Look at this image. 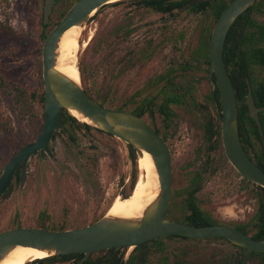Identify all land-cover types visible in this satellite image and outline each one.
Here are the masks:
<instances>
[{"label": "rangeland", "instance_id": "obj_1", "mask_svg": "<svg viewBox=\"0 0 264 264\" xmlns=\"http://www.w3.org/2000/svg\"><path fill=\"white\" fill-rule=\"evenodd\" d=\"M56 1L47 35L62 13L77 2ZM43 9L44 0H0V175L12 157L43 132L44 122L24 111L19 100L20 90L30 93L38 87L44 89L45 42L39 40ZM209 15L187 11L165 26L162 14L144 5H109L82 26L81 46L88 45L76 53L81 85L94 98L108 96L116 105H122L134 90L165 72L166 54L171 48L166 52L160 48L162 30L177 31L173 35L181 31L193 49L195 37L200 40L211 25ZM150 42L151 47L158 46L144 58ZM206 76L208 71L202 67L198 77L204 80L195 89L199 103L207 102L215 86L205 80ZM65 127L69 128L68 134L60 133L54 142V161L44 153L33 157L25 186L20 188L16 183L12 196L0 199L1 233L20 226L78 229L107 215L116 197L132 194V186L137 185L141 175L138 154L135 152L133 161L126 143L92 126L90 130L70 123ZM194 147L196 141L183 140L171 148L176 187L184 185V167L192 162ZM204 197L220 221L254 220L257 191L237 175L231 164L215 176ZM177 217L175 212L169 218ZM207 241L198 240L205 243L197 244L164 239L151 246V260L155 264H192L197 259L206 260L212 249H224L222 242ZM195 252L202 256H195Z\"/></svg>", "mask_w": 264, "mask_h": 264}, {"label": "water", "instance_id": "obj_2", "mask_svg": "<svg viewBox=\"0 0 264 264\" xmlns=\"http://www.w3.org/2000/svg\"><path fill=\"white\" fill-rule=\"evenodd\" d=\"M149 0H78L61 22L48 35L43 51V81L45 89L44 127L38 139L23 147L8 162L0 175V197L10 186L5 200L14 190V177L21 166L20 182L27 181V165L32 156L43 150L52 159L53 137L64 130L63 112L77 120L82 127L92 126L122 140L132 147L139 157L149 153L158 174L159 190L149 201L144 211L137 216L107 214L97 222L81 228L53 231L43 228H17L0 233V264L18 248H32L45 252L49 257L83 254L88 259L93 254L107 249H131L147 242L170 235L190 239L225 238L247 249L246 263L253 252H264V240H254L243 232L228 226L193 227L165 219L173 180V162L167 142L141 117L123 110L105 107L92 99L78 83L58 69L59 49L64 34L74 26H83L100 9L124 2ZM178 1V0H174ZM195 1L175 13V17L196 6ZM255 0H235L222 13L213 30L210 58V75L215 76L222 102V135L227 158L233 167L248 181L264 189V172L251 160L243 148L239 135L238 104L231 77L224 61V48L228 32ZM56 0H44L43 20L48 25ZM249 115L259 128L264 140L260 113L249 86L245 101ZM79 115L82 120L74 114ZM142 255L139 258L141 262ZM43 259H40L42 262Z\"/></svg>", "mask_w": 264, "mask_h": 264}, {"label": "flooded vegetation", "instance_id": "obj_3", "mask_svg": "<svg viewBox=\"0 0 264 264\" xmlns=\"http://www.w3.org/2000/svg\"><path fill=\"white\" fill-rule=\"evenodd\" d=\"M178 1H182V0H178ZM191 1L194 2L195 1H201V2L227 1V6H226L227 8L235 0H191ZM255 1L256 2L253 6L248 8L241 16H239L236 19V21L233 23V25L231 26L228 32L225 42V48H224V61L228 73H229V69L231 70L233 68L246 70V68L249 65L256 68L260 66L258 62L257 64L253 63V55L260 54V58H261L262 53L264 52V0H255ZM150 9L153 10L152 8ZM180 9L174 11L173 13H166V14L157 12L159 14H162L161 17L162 24L166 26L167 23L169 22L174 23L176 19L181 14L184 13L183 12L179 16L172 19L175 13L178 12ZM190 9L187 11L190 12ZM61 20L58 22V24L61 22ZM213 30L210 33L211 34L210 39L208 37L209 32L207 30L203 31V35L200 40H199V36L195 37V47L192 49L190 48L191 45L188 44L185 35L181 31L178 34L173 35V33L177 31L163 29L162 34L164 36V39L162 40V44L160 45V48L164 52H166V49H168L169 47L171 48V51H169L166 54V62L164 63L165 72L162 73L159 77H157L155 81L152 82L148 80L147 83L144 84L142 88L138 90H134L130 94L128 101H126L122 105H116V101L114 99L109 98L108 96L94 98L92 94H90L86 89L84 90L89 96L91 95L93 98L91 96L90 97L95 101H97V99H102L103 97L111 100L112 107L109 108L129 111L143 118L167 142L171 151V155H172L171 148L173 147V144L176 145V142H182L183 140H187V141L194 140V142L196 141V147H194L192 162L187 163L184 167L185 169L183 171V178H184L183 186L181 187L175 186L174 171H173L171 197L168 208L165 212V219L193 227H211L215 225L228 226L243 232L244 234L248 235L254 240L260 241V240H264V238L262 237L257 239L258 237L261 236L260 230L264 220V189L260 186L251 183L245 177H243L233 167V165L230 163L226 155V150L224 147L223 135H222V123H223L222 106L221 108H219L218 103L216 102V96L213 93L215 92L216 87H218V84L215 76L210 75V71H211L210 47H211ZM151 44H152L151 42L148 43L147 45V47L149 48L147 50L148 54L145 53L144 58H147L150 55H152L155 48L158 46L156 45L154 47H151ZM202 67H205L208 71V76L204 77L205 80L208 81L211 85L213 84L215 85L213 86L211 92L208 93L206 100L207 102L205 103H199L195 95V89L197 84L204 80L198 77L199 71ZM247 82L249 81L247 80ZM208 105L209 106L211 105L213 107V110L208 109L209 107ZM192 119L194 121L191 122ZM62 120H63V114H62ZM63 124H64V120H63ZM65 125L66 124H64V126ZM75 127L82 130L85 129L90 130L92 128L88 126L82 127L80 125L79 127L77 126ZM68 129L69 128L65 127L64 130L54 135L53 137L54 155H55L54 142L57 136L60 133L68 134ZM96 130L100 131L98 129ZM72 139L74 140L73 137ZM131 151L132 150L130 149V154L132 156ZM43 153L46 156H48V154L43 150L42 152L32 156L31 159L33 157L40 156ZM48 158L50 157L48 156ZM50 159L54 161L55 158L54 159L50 158ZM227 163L231 164V166L236 170L237 175L240 176L242 180L252 185V187L257 191L258 206L255 207L254 220L244 219L243 221L240 222L220 221L219 219L216 218L214 211L211 210L210 201L208 199H205L204 197L205 189L213 183L215 176L218 173H220V171L223 169V167L227 165ZM27 169L29 173V163L27 165ZM20 171H21V166L18 168L14 177V190L16 187V183H18L20 188H23L25 186L24 185L23 187H21ZM28 173H27V179H28ZM132 187L134 190L135 188L134 184ZM9 189L10 186L4 191L0 199L1 198L4 199ZM127 197L129 196H124L123 198H127ZM104 200L105 199L103 198L102 201ZM168 212L170 213V215L166 217V214ZM175 212L178 214L177 218L179 219L169 218ZM98 220L88 225L80 226V228L78 229L87 227L97 222ZM19 228H26V227L20 226ZM27 228H31V227H27ZM43 229H48L53 231L68 230L66 228L55 230L54 228H45V227H43ZM164 239H169L175 242L195 241V243L197 244L205 243V242H198V240H208L207 242L219 241L224 244L223 246L224 249H212L211 250L212 252L208 254L206 260L197 259L195 261H192V264H264V252H253L250 256V259L246 263H244L247 249L241 248L225 238L190 239L175 235H170L164 238L153 240L139 247H133L131 249L121 248L119 250H116L113 248V249L102 250L100 252L91 254L88 257V259L85 260L84 262H82L84 259V255L76 254V255H67V256L47 257L44 258L42 262H40V259H35L30 263L33 264H139V258L141 254H143L142 258H144V260L141 259L140 263L155 264L151 260V254H150L151 246L154 244L158 245L159 242ZM195 256L200 257L202 255L200 253L196 254L195 252Z\"/></svg>", "mask_w": 264, "mask_h": 264}, {"label": "trees", "instance_id": "obj_4", "mask_svg": "<svg viewBox=\"0 0 264 264\" xmlns=\"http://www.w3.org/2000/svg\"><path fill=\"white\" fill-rule=\"evenodd\" d=\"M192 2L194 1L151 0L132 2V4L148 6L156 12L166 14L173 13L174 11ZM226 6L227 1H202L201 3L190 9L191 12L210 13L209 21L211 25L206 28V30L209 32V39L211 37V31L214 29ZM103 9L104 8L100 9L97 14H99ZM68 11L69 10H66L62 13L61 19L66 15ZM40 27L41 32L39 35V40L41 42H45L49 34L47 35L46 33L48 26L44 24L43 18L40 22ZM257 62L260 64L258 68L251 65H249L246 70L233 68L231 70L229 69V75L234 86L238 104V126L241 142L249 157L264 171V140L260 134L256 122L250 118L249 109L245 104L250 86L256 105L258 107H264V52L262 53L261 58L260 54L253 55V63L257 64ZM247 80L249 82H247ZM42 82L44 84V81ZM213 93L216 96V102L218 103L219 108H221L222 104L218 87H216V90ZM19 100L24 111L28 113L32 112V114L35 115L41 123L44 122L43 111L45 102V89H40L38 87L30 93L26 92L25 90H20ZM97 101L103 106L112 107V101L108 98L103 97L102 99H97ZM63 120L64 124L70 123L74 126L79 127L77 120L73 117H70L66 112H63ZM260 120L264 131V111L260 113ZM130 149L132 150V157L135 161V151L131 147ZM260 232L261 236L257 239L261 237L264 238V220L261 225Z\"/></svg>", "mask_w": 264, "mask_h": 264}, {"label": "bare ground", "instance_id": "obj_5", "mask_svg": "<svg viewBox=\"0 0 264 264\" xmlns=\"http://www.w3.org/2000/svg\"><path fill=\"white\" fill-rule=\"evenodd\" d=\"M83 29L81 26H74L69 29L63 36L60 49L58 69L69 76L76 82H81V74L77 67L76 53L85 48L88 43L81 46L80 32ZM78 119L82 118L74 114ZM140 163L141 175L135 186L131 196L127 198L117 197L110 210L111 215L137 216L141 214L146 205L151 201L159 190L158 174L149 153H144ZM49 257L47 253L41 252L32 248H18L11 256L2 264H28L35 259H44Z\"/></svg>", "mask_w": 264, "mask_h": 264}]
</instances>
